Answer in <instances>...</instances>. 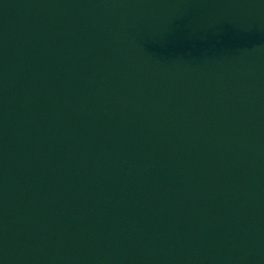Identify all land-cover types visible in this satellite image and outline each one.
Returning a JSON list of instances; mask_svg holds the SVG:
<instances>
[{"label":"water","instance_id":"95a60500","mask_svg":"<svg viewBox=\"0 0 264 264\" xmlns=\"http://www.w3.org/2000/svg\"><path fill=\"white\" fill-rule=\"evenodd\" d=\"M0 264H264V0H0Z\"/></svg>","mask_w":264,"mask_h":264}]
</instances>
